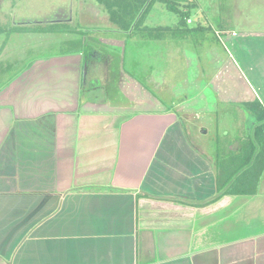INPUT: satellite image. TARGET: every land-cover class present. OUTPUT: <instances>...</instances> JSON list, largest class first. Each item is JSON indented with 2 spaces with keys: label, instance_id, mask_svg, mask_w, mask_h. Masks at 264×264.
Segmentation results:
<instances>
[{
  "label": "crops",
  "instance_id": "0c3cea01",
  "mask_svg": "<svg viewBox=\"0 0 264 264\" xmlns=\"http://www.w3.org/2000/svg\"><path fill=\"white\" fill-rule=\"evenodd\" d=\"M87 45L99 49L37 56L0 86V264H264V170L243 193H218L213 148L192 143L164 98L111 100L98 75L92 86ZM105 54L110 69L94 74L109 81Z\"/></svg>",
  "mask_w": 264,
  "mask_h": 264
},
{
  "label": "rangeland",
  "instance_id": "374dc122",
  "mask_svg": "<svg viewBox=\"0 0 264 264\" xmlns=\"http://www.w3.org/2000/svg\"><path fill=\"white\" fill-rule=\"evenodd\" d=\"M115 1L0 0V24L8 28L22 27L10 34L0 33V86L13 75L18 64L17 69L37 56L74 50L70 48L75 44L67 40L74 37L77 42L88 41L113 55L116 63H113L109 81L105 78V71L101 75L94 74L99 73V70L94 71L96 67L88 73L95 78L98 75L100 84L111 86V100L119 96L124 102L136 97L142 101L156 94L172 104L171 112L183 123L193 144L213 148L215 154L219 146L229 153L228 148L246 144L243 140L246 121H253L247 103L258 101L264 106L258 98L251 97L255 92L253 83L259 84L258 81L264 78L261 75L264 72V40L260 33L264 31V0H171L192 19L191 23L187 21L190 26L201 22L211 27L197 40L183 37L150 40L132 35L130 31H115L116 25L113 28L104 15L108 14L106 4ZM81 2L97 8L99 16L96 21L103 25L97 29L94 26L95 30L89 31L86 26L67 24L73 30L89 33L85 39L78 34L67 37L68 34L35 31L39 27H50L48 20L57 18V15L67 18L68 13L74 11L76 16ZM179 22L180 16L166 0H155L144 25L175 27ZM221 25L227 27L220 28ZM233 30L237 35L232 34ZM10 46H14V53L19 58L23 57L15 65L5 55L6 47ZM246 58L249 64L258 65L246 71ZM103 68L106 69L107 65ZM120 70L121 75H117ZM93 81L92 86L98 85ZM114 87L123 91L122 97L116 94ZM184 90L189 98L182 104L187 98Z\"/></svg>",
  "mask_w": 264,
  "mask_h": 264
},
{
  "label": "trees",
  "instance_id": "16d2710c",
  "mask_svg": "<svg viewBox=\"0 0 264 264\" xmlns=\"http://www.w3.org/2000/svg\"><path fill=\"white\" fill-rule=\"evenodd\" d=\"M166 1L168 2V6L174 9L180 16V24L175 27H150L144 25L145 17L155 0H134L133 2L128 0H117L114 3H108L106 5L110 20L116 25V31L123 33H129L130 31L132 35L135 34L141 38L164 40L172 37H183L189 33L197 36L199 33L206 30L207 27L201 23L190 26L187 22L189 15L181 8L174 5L173 1ZM49 25L50 27L43 26L36 28L35 31H39L41 33H56L60 35L83 34L82 32H78L77 29L73 30L71 27H68L67 24L50 23ZM23 27L32 28L28 25H23ZM20 28L22 27H17L16 25L12 28H8L0 24V33L6 32L7 34H10ZM70 44H75V48L79 46L82 48V42L73 40L70 41ZM247 105L248 110L254 114L256 122L259 123V125L254 129L257 134L256 137H253L252 141L249 143L251 145L244 144L243 148L246 149V151H243L241 154L237 155L232 153V151L226 153L222 146L217 148L218 159L216 181L218 193L221 195H227L229 193H243L246 183L250 184L251 180L258 181L264 170V106H262L258 101L247 103ZM258 146L261 147L260 151ZM257 152L258 154H256ZM250 153L251 155H249ZM217 198H219V196H217L216 199ZM172 200L180 203L185 202V204L187 203L191 205V203L177 198H173Z\"/></svg>",
  "mask_w": 264,
  "mask_h": 264
},
{
  "label": "flooded vegetation",
  "instance_id": "af4514ba",
  "mask_svg": "<svg viewBox=\"0 0 264 264\" xmlns=\"http://www.w3.org/2000/svg\"><path fill=\"white\" fill-rule=\"evenodd\" d=\"M104 15L107 18V21L109 23L113 24V28H115V24L110 20V16L108 14H104ZM62 16H65V15H57V18L52 19V20H48L49 24L50 23L51 24H57L58 23V24H69V25H72L73 23H76L77 25L86 26L87 29H89V31H92V30H95L97 28H100L99 26H103L102 22L99 21L100 23H98L96 21L97 20L96 17H98L99 14L97 13V9L95 8V6L88 5V4H85V3H82V2L78 5L76 16L74 14V11H73L72 14L68 13V17L67 18H65V17L64 18H60ZM94 26H97V27H95V29H93ZM105 30H107V29H105ZM83 32H85V31H83ZM85 33L87 34V32H85ZM86 34H82L83 37ZM85 56H86V62H85V65H84L85 74L89 73L90 70L93 69L94 67H96L97 65H99L102 68L104 65H108V63H109L108 57L106 56L104 51H101L100 49H97V48H95L93 46H90V45L86 46V54H85ZM93 80H94L93 82H98V79L95 78V77H94ZM246 123H247V127H249V128L251 127L253 132H254L253 135L246 136V138L243 139L246 144H249L252 141L253 137L254 138L256 137L257 133L255 132L254 129L259 125V123L256 122V118H255V120H253L251 122V125L248 126V122L247 121H246ZM219 139H221V138H219ZM243 146L244 145H242L241 148H243ZM258 147H259V151H260L261 147L260 146H258ZM228 149H229L228 152H231L230 150H232V148H228ZM237 152H233V153H237Z\"/></svg>",
  "mask_w": 264,
  "mask_h": 264
},
{
  "label": "built area",
  "instance_id": "2783aa9c",
  "mask_svg": "<svg viewBox=\"0 0 264 264\" xmlns=\"http://www.w3.org/2000/svg\"><path fill=\"white\" fill-rule=\"evenodd\" d=\"M187 21H188L189 23H191V22H192V19H191V18H188ZM220 33H221V32H218L219 35H220ZM222 33H223V32H222ZM232 34H233V35H236L237 33H236L235 31H233Z\"/></svg>",
  "mask_w": 264,
  "mask_h": 264
}]
</instances>
